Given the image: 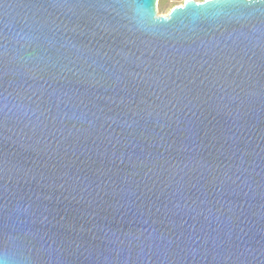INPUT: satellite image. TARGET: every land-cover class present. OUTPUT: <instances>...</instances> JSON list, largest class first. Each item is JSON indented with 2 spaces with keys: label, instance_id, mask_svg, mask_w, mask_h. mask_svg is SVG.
Here are the masks:
<instances>
[{
  "label": "water",
  "instance_id": "1",
  "mask_svg": "<svg viewBox=\"0 0 264 264\" xmlns=\"http://www.w3.org/2000/svg\"><path fill=\"white\" fill-rule=\"evenodd\" d=\"M0 264H264V0H0Z\"/></svg>",
  "mask_w": 264,
  "mask_h": 264
},
{
  "label": "flooded vegetation",
  "instance_id": "2",
  "mask_svg": "<svg viewBox=\"0 0 264 264\" xmlns=\"http://www.w3.org/2000/svg\"><path fill=\"white\" fill-rule=\"evenodd\" d=\"M186 1L203 2L206 0H156V11L167 14L174 6H182Z\"/></svg>",
  "mask_w": 264,
  "mask_h": 264
}]
</instances>
